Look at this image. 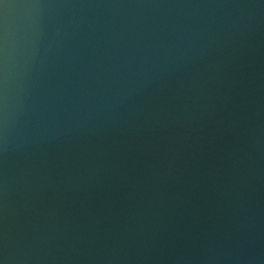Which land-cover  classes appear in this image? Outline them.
I'll list each match as a JSON object with an SVG mask.
<instances>
[{
  "label": "water",
  "instance_id": "obj_1",
  "mask_svg": "<svg viewBox=\"0 0 264 264\" xmlns=\"http://www.w3.org/2000/svg\"><path fill=\"white\" fill-rule=\"evenodd\" d=\"M0 264H264V0H0Z\"/></svg>",
  "mask_w": 264,
  "mask_h": 264
}]
</instances>
